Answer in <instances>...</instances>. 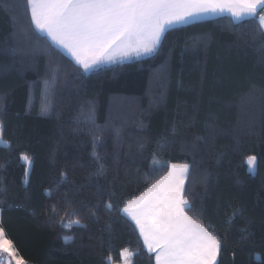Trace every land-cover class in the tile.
<instances>
[{"label":"trees","instance_id":"trees-1","mask_svg":"<svg viewBox=\"0 0 264 264\" xmlns=\"http://www.w3.org/2000/svg\"><path fill=\"white\" fill-rule=\"evenodd\" d=\"M0 140V224L26 264H119L124 249L154 264L122 209L171 164L189 165V215L220 239L218 264H264L255 19L171 29L153 55L84 73L37 33L27 0H0Z\"/></svg>","mask_w":264,"mask_h":264},{"label":"snow or ice","instance_id":"snow-or-ice-1","mask_svg":"<svg viewBox=\"0 0 264 264\" xmlns=\"http://www.w3.org/2000/svg\"><path fill=\"white\" fill-rule=\"evenodd\" d=\"M27 5L32 25L49 47L65 50L85 72L116 57L150 54L167 31L204 14L227 11L237 23L254 18L264 30V0H27ZM0 146L10 147L2 140ZM21 158L30 164L27 156ZM245 164L254 175L257 157H247ZM167 167L168 174L129 200L122 212L135 222L148 251L158 249L156 264H218L220 239L189 215V165ZM75 226L83 227L79 221ZM11 243L0 224V252H9Z\"/></svg>","mask_w":264,"mask_h":264},{"label":"crops","instance_id":"crops-1","mask_svg":"<svg viewBox=\"0 0 264 264\" xmlns=\"http://www.w3.org/2000/svg\"><path fill=\"white\" fill-rule=\"evenodd\" d=\"M29 13H30V16H31V12L29 10ZM220 18H229L231 19L234 23H237L235 18L231 16L230 13H228L227 11L223 12V13H212V14H204L202 16H200L199 18H195V19H192L189 23L187 24H184V25H180V26H177L175 28H179V27H183V26H187V25H192V24H197V23H200V22H205V21H212V20H216V19H220ZM250 19H254V18H244L241 22L243 21H246V20H250ZM256 20V19H255ZM257 21V20H256ZM240 23V22H239ZM34 26V25H33ZM175 28H172V29H175ZM171 30V29H170ZM263 33H264V30H262ZM43 36V35H41ZM45 37V36H43ZM46 38V37H45ZM47 39V38H46ZM158 47V46H157ZM60 52H62L67 58H69L73 63H75L74 59L71 57L70 54H68L65 50L63 49H59L57 48ZM157 49V48H156ZM156 51V50H155ZM154 52L150 53V54H141L140 56H136L135 54H132L131 56H128V57H125L122 61L119 57H116V60L115 62H105L99 66H95L92 68V70L88 71V72H85L84 69L82 68V70L84 71V73H92L94 71H97L98 69L102 68V67H106V66H112V65H116V64H120V63H129V62H132V61H135V60H139V59H142V58H145V57H149L151 55H153ZM76 64V63H75ZM77 65V64H76ZM79 66V65H77ZM80 67V66H79ZM170 170V169H169ZM168 174V173H167ZM166 174V175H167ZM165 175V176H166ZM187 178H188V174H187ZM187 178H186V182H187ZM123 215L125 216V218L127 220L130 221V223L135 227L138 235L140 236L141 238V241L143 243V246L145 248V250L149 253V254H152L153 257H154V264H156V252L158 251V249L156 251H152V252H149L147 247L144 245V242H143V238L141 237L140 235V232H139V229L136 227L135 225V222L131 220V218L129 216H127V214L123 213ZM11 253V254H10ZM126 259H124V262L121 261V263L119 264H131V254H126ZM0 258H6L10 264H16V260H21L17 254L15 253V251L13 250L12 248V245H10V248H9V252H0ZM23 261V260H22ZM24 262V261H23ZM24 264H26L24 262Z\"/></svg>","mask_w":264,"mask_h":264},{"label":"rangeland","instance_id":"rangeland-1","mask_svg":"<svg viewBox=\"0 0 264 264\" xmlns=\"http://www.w3.org/2000/svg\"><path fill=\"white\" fill-rule=\"evenodd\" d=\"M21 161L25 164V167H26V179H27L28 178V175L30 174V170H31V164H32L31 163V159L29 158L30 164L28 162H26L25 160H23L22 158H21ZM247 170H248V168H247ZM248 173L251 174V175H253L252 173L249 172V170H248ZM129 253L130 252L128 251L127 253H124L122 255V262H124V259H126V257H127L126 254H129Z\"/></svg>","mask_w":264,"mask_h":264},{"label":"built area","instance_id":"built-area-1","mask_svg":"<svg viewBox=\"0 0 264 264\" xmlns=\"http://www.w3.org/2000/svg\"><path fill=\"white\" fill-rule=\"evenodd\" d=\"M0 264H10L6 258H0Z\"/></svg>","mask_w":264,"mask_h":264}]
</instances>
